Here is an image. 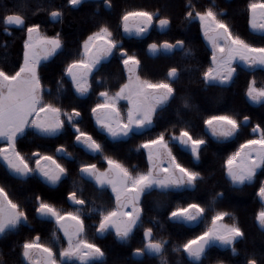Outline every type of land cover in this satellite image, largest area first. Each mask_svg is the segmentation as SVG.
Returning a JSON list of instances; mask_svg holds the SVG:
<instances>
[{"label": "snow or ice", "instance_id": "6c2138e0", "mask_svg": "<svg viewBox=\"0 0 264 264\" xmlns=\"http://www.w3.org/2000/svg\"><path fill=\"white\" fill-rule=\"evenodd\" d=\"M84 0H67L72 8H78ZM107 7L111 8V0H104ZM186 19L189 23L199 22L200 31L205 40L211 46V66L203 72V80L207 85H224L233 79L236 72L234 62L239 60L248 68L255 70L264 69V45L257 46L238 34H234L230 26L221 18L212 7L202 11L195 10L192 0H188ZM250 10H262L264 19V3L250 4ZM53 20L62 17L61 10L50 12ZM158 20V26L164 31L170 26V19L160 18L159 14L148 11H126L120 17L121 35L142 37L152 27L153 20ZM136 21V23H130ZM5 25L26 28L27 39L23 44V62L12 72H6L0 68V162L7 171L20 180H27L30 175L38 174L51 185L58 184L67 174V169L58 163L52 155L33 152L35 167L17 150V144L24 138L29 130L41 137H57L69 128L75 136V143L82 145L87 152L101 160L97 163H80L79 172L82 178L86 177L100 191L111 188L115 197V208L97 209L93 206L90 211L99 213V223L96 227L98 235L114 230L116 238L127 243L134 235V229L143 227L142 196L153 190L161 193L181 192L185 189L194 190L199 180L203 179L199 171L181 164L169 147L163 131L157 133L154 138L144 140L139 148L147 152V170L137 172L129 170L110 155H106L105 145L94 139L92 135L83 131L78 123L81 112L73 108L71 112L62 110L54 103L46 102L45 93L38 67L41 60H47L63 47L60 34L55 37H39L40 25L34 23L27 25L25 17L20 14H8L4 17ZM252 28L264 31V23L257 24L255 17L250 21ZM7 31V29H5ZM100 43H97V42ZM83 55L85 58L73 60L64 69V74L70 78L71 85L75 88L79 97L89 94L90 83L88 77L94 70L102 66L103 61L119 53L117 57L123 65V71L127 73V79L119 86L114 95H109L107 90L99 93L104 100L96 103L91 108L96 124L107 134L112 142L129 139L137 134H143L154 130L158 113L175 99L176 89L174 83L179 74L176 67L170 68L165 80L151 82L141 79L138 74L140 60L135 55H130L113 32L105 24L98 28L83 41ZM174 48H184L183 40L169 43L164 41L162 45L151 43L148 51L155 55L158 51L171 52ZM190 49H185V54H190ZM63 85H61L62 87ZM59 91V89H58ZM247 97L253 103L264 102V88H257L255 80L248 84ZM126 101L121 106L120 101ZM185 107L187 103L185 102ZM250 123L249 117L244 116L243 122L231 115H212L204 121L213 137L231 138L239 134L244 125ZM261 130L257 125L253 132ZM264 133V130H261ZM171 141L187 148L196 163H199L202 146L206 144L203 138H194L188 130L181 129L179 135L171 136ZM246 150V151H245ZM57 153H63L71 158L63 146L56 149ZM106 165V167H105ZM226 174L233 186L251 184L257 172L264 170V134L259 139H248L240 145V149L234 152L225 162ZM222 196L223 193L217 194ZM257 195L264 202V181L261 182ZM38 206L35 212L40 219L54 220L63 231L68 241V247L61 250L59 256L66 260L73 257L79 259L81 264H91L93 260H102L104 252L96 244L83 237L85 231L84 220L81 219V207L86 204L83 198L77 195L75 190L68 193V201L74 207V211L63 212L52 204L44 202L36 197ZM216 196L212 198L209 207L215 205ZM205 207L200 203H188L186 207H177L170 212V220L174 223H192L204 218ZM228 212L219 211L211 218V226L194 239L183 243V251L187 254L191 264H202L208 250L213 246L221 249H231L233 255H237L234 246L244 238L242 229L237 224H224L222 221ZM27 214L20 206L13 202L0 187V237L17 230L22 224H26ZM261 229H264V208L256 216ZM53 238L56 233L53 232ZM166 241L155 239L153 228L143 230L141 247L135 249L137 257L147 255H160ZM180 251V247L174 248ZM39 253V255H37ZM53 249L39 243V237L35 241H26L22 245L21 264H56ZM246 264H257L253 258L246 260Z\"/></svg>", "mask_w": 264, "mask_h": 264}, {"label": "flooded vegetation", "instance_id": "af4514ba", "mask_svg": "<svg viewBox=\"0 0 264 264\" xmlns=\"http://www.w3.org/2000/svg\"><path fill=\"white\" fill-rule=\"evenodd\" d=\"M85 2H91L95 4L98 7V9L103 8L106 9V11H109L110 12L109 22H112L117 25H120V17L123 15L124 12H126L125 0H111V4H112L111 8L105 5L104 0H100V1L84 0V3ZM119 2L121 3V5H119ZM253 3L262 4L264 3V0H192V4L194 5L195 10L202 11L209 7H212L214 11L217 12V14L221 18H223L224 21L230 26L234 34H238L245 40L257 46H260V45H264V31L258 28L254 30L251 26L250 21H252L253 17H255V22L259 24V23H264V19H262L261 9H256L255 13H253L250 10L249 5ZM187 4H188V0H176L171 5H168L166 3L157 0L149 1V2L141 0V2L138 3V7L136 8V10H133V11L143 10L154 14L158 13L160 18L167 17L171 21L170 26L164 31H161L158 26V20L154 19L152 27L149 29L148 33L145 34L144 36L137 37L134 34L132 36L122 35V38L118 39L120 43L123 45V47H124L125 39L135 40L134 41V46L136 49L135 56L140 60L138 74L140 75L141 79L147 80L145 78V75L147 74L148 76H150L151 79L149 81L151 82H159L165 80L170 68L176 67L178 69V67L179 68L183 67L184 64H190L189 62L197 63V57L202 59L199 62L201 70H203L205 65L206 68L204 69V71H206L211 66V46L208 44L207 40H205V38L203 37V34L200 31L198 20L189 23L188 20L186 19ZM1 5L2 4L0 0V15L2 12ZM49 20H50V16H49ZM130 23H136V21H130ZM3 27H4L3 28L4 33L8 35H12L14 30H22L21 28H14V27L8 28L5 26L4 23H3ZM5 29H7V31ZM178 39L184 41V48H180L179 50L174 49L172 52H164L163 50H161L158 51L155 55L151 54L148 51V45L151 43H157L162 45L164 41H168L169 43L174 44ZM185 49H190L191 50L190 54L186 55ZM116 54L119 55V53ZM110 58L108 59V61L110 60ZM108 61L104 62L102 66L106 64ZM102 66H100L98 70H100ZM234 67H236V72L234 73L233 79L230 82L224 85H220L218 83L214 85L206 84V86H212L215 89L217 106H218V110L220 111V114L218 115L234 116V118H236L241 123L243 122L244 116L249 117L250 123L248 125H244L243 129L239 132L238 135L227 139L217 138L221 143L234 145L235 150L233 151V153L239 150L240 145L245 143L246 140L259 139L260 136L264 134L261 131L264 130V102L253 103L251 100L248 99L246 95L248 84L252 80H255V86L257 88H264V69L257 68L255 70H252L239 60L234 62ZM120 68L121 71L124 72L122 64L120 65ZM98 70L93 71V73L88 77L91 87L89 90V94L87 96L78 97L77 99H67V98L56 99L54 100V102L65 103L66 105H68L69 103L71 105L72 104L78 105L80 108H85V110L87 111L86 112L87 117H84L81 110L77 109L78 111L81 112V117L78 118L79 126L83 131H86L87 133L92 135L94 139H96V137H101L103 139L101 143L104 144L106 148L107 135L106 133L102 132V130L99 127H97L96 124L94 123V116L91 113V108L94 107L96 103L103 102L104 98L100 97L99 95L101 91L107 90L109 92V95H111L117 92L119 89L111 92L106 88H101L102 85L101 81L98 78L95 80L93 79L94 73H96ZM124 73L127 77V73L126 72ZM178 74L180 77L179 70H178ZM68 80L70 81V79ZM178 82H179V78L174 83L173 85L174 88H175V84ZM99 87L101 89H99ZM44 89H45V93L49 91L45 87ZM72 89L75 91V88L73 86ZM173 102L174 99L171 101V103L168 106H166L163 110H161L157 116L160 117V114L164 111H166L167 114L174 113L175 108H171L174 104ZM71 111L72 110L67 112H71ZM257 125L261 126V130L253 132V128H255ZM208 132H209V136H211L212 138H216L211 135L210 130H208ZM28 134H30L31 136L29 141L27 140V143L21 146L22 148L17 144V150L20 151V153L25 157V159L31 162V166L33 168L35 167L32 153L39 151L42 154L52 155L53 158L56 159L58 163H61L67 169V174L64 177H62L61 181L56 185H51L45 182L43 178L40 177L38 174H32L27 180L22 181L11 175L7 171L6 166L2 162H0V176H5L4 181L6 183H9L11 181L14 186H18L17 183L19 182L21 187L25 191H28L27 194L29 193L27 197L21 198L20 205L18 204L20 206V209L27 214L28 217L27 223L22 224L17 230L9 232L6 235L10 233H14V234L19 233L23 235H28L31 237L30 241H35V238L38 236L39 243L49 246L53 249V252L55 254L54 259H57L60 264H66L67 262L79 264V259L75 257H73L71 260H66L65 258L59 256L60 251L67 247V239L64 237L63 231L59 229V226L55 223L54 220L39 218L38 214L35 212V208L38 206V201L36 197L39 196L40 198H42L44 202L52 204L54 207H56L59 210H62L63 212H69V211H74V207L71 204V202L68 201L67 199L68 193L70 191L75 190L77 192V195L86 201L85 205L77 206L82 208L80 215H81V219L84 220V225H85V219H87V217H89V219L91 220L88 228L87 226H85L83 237L85 238L84 234L86 230L89 232H96V227L98 226L100 219L99 213L91 212L90 209L93 206H95L97 209H101V208L112 209L115 207V197L112 194V192H110L108 189H105L104 191H100L96 188L94 182H92L86 177L82 178L79 172V165L80 163L91 162V163H97L99 167L101 160L100 158L94 157L91 153L87 152V150L82 145H77L75 143V136L70 128L67 131L60 134L59 136L52 138L41 137L31 130H29ZM152 135L153 133L149 131L143 134H137L136 136H142L144 137L145 140H147L150 137H152ZM173 135L178 136L179 133L170 134L168 136L169 138H166V140H169V147L172 148L173 154L177 157L178 161L181 164L190 168V166L198 165L201 164L202 162L205 163V160L202 157V155L200 156L199 163H196L192 158L190 151L187 148H184L183 146L179 145V143L176 141H171L170 138ZM241 139H244L242 143H240ZM109 140L111 141V139ZM128 140L129 139H124L120 141H128ZM140 144L125 149L126 151L124 156L128 158L129 161L132 162L133 164L132 169L129 168L130 171L134 169L137 172H145L147 170L146 168L147 152L146 150L139 148ZM0 146H3V142H0ZM61 146L64 147L66 152L71 154V158L65 156L63 153L56 152V149ZM202 150H203V146H202ZM125 167L127 166L125 165ZM261 171L262 170L257 172V175L251 184L246 183L245 185H240V186H233L231 184V181L227 177L230 187L236 190L237 192H241L242 187L247 188V189H243V192L245 193L246 191L247 194L251 197V199H254L258 203L257 214L259 213V211L262 210V208H264V202H262L261 198L257 195L259 186L261 182L264 181V176H260ZM200 181L201 180L197 182L194 190L185 189L177 193L185 194L189 199V201H191L190 203L192 202L199 203L204 188V187H198ZM0 187L2 186L0 185ZM15 189L16 188L13 187L14 192ZM153 191L160 192L159 190H153ZM153 191L142 196L141 200H142V208H143V227L134 229V235L127 243L120 242L112 231L106 232L103 236L100 237L106 240V234L112 233L114 237L117 239V241L121 243V245L132 249L130 255L133 259L137 261H147L153 258L165 261L164 253L166 247L171 243L173 248H171L169 252L170 264H191V261L188 259L187 254L183 251L182 248L183 244L182 245L179 244V242H176V240L182 239L183 242L185 243L187 240L194 239L196 236L200 235L204 230H206L208 227L211 226L212 215L208 219L204 213V218L202 220H198L197 222H192V223H174L169 218L168 229L170 228L171 231L169 234H166L163 230H161V228H159V220L157 219V214L155 211L157 210L156 207L157 203H159V196H157ZM5 192L7 193L8 197L12 199L10 193H8L6 189ZM223 197L224 194L222 196L217 195L216 199L221 200ZM238 197L240 198V196ZM203 199H205V196ZM236 199L237 197L233 198L232 200H236ZM13 202L15 201L13 200ZM234 213H236L235 210ZM256 216L254 219L256 225L255 229H257V236L263 240L262 244L264 245V229L260 228L259 223L256 220ZM223 223L226 224L224 220ZM147 227L153 228V236L155 239L166 241V243L164 244V249L160 255L145 254L140 257H135L134 255L135 249L141 247L143 230L144 228ZM53 232L56 233V237L58 239L53 238ZM6 235L0 237V263H2V259H3L2 256L5 254L6 249L9 248L8 246L11 244L8 242L6 243L2 242V240H4V238L6 237ZM239 242L240 240L234 245L237 248V255H233L231 253L230 248L221 249L218 246H213L210 250H208L206 257L203 258L202 264H237L236 262L240 252ZM2 243L7 245L3 246ZM12 244L14 246L13 250L20 249L17 255L20 257L19 259L21 264V261L23 259L22 258L23 242L19 243V247H17L14 243ZM179 246H180V251H175L174 248ZM14 254L16 255V251H14ZM37 255H39V253H37ZM224 255L231 256V260L230 257L227 258V260H223L222 256ZM97 260L92 261L91 264L93 262H96ZM229 260L230 263L228 262ZM24 264H27V262H24Z\"/></svg>", "mask_w": 264, "mask_h": 264}, {"label": "trees", "instance_id": "16d2710c", "mask_svg": "<svg viewBox=\"0 0 264 264\" xmlns=\"http://www.w3.org/2000/svg\"><path fill=\"white\" fill-rule=\"evenodd\" d=\"M144 1L149 2L154 0ZM157 1L171 5L176 0ZM139 2L141 0H125L126 11L136 10ZM1 4L0 68L6 72H12L14 69H17L18 65L23 62V44L27 39L26 28L14 30L12 35L4 33L2 20L6 15L13 13L20 14L25 17L26 24L29 26L38 23L40 25L39 33L44 36L55 37L59 33L63 45L62 51L56 54L50 61L41 64L38 69L43 86L49 90L46 93H50L45 94L44 99L46 102H51L61 107L62 110L70 111L73 108L79 109L83 116L87 117L85 108H80L78 105H71L69 103L66 105L65 103L54 102L56 99H77L79 97L72 89L70 81L66 78L64 69L73 60L82 58L83 41L93 32L98 31L100 26L106 24L116 39L122 38L121 26L109 22L110 12L103 8L98 9L91 2H85L78 8H72L67 4V0H1ZM119 5H121L120 2ZM53 10L62 11V17L58 23H52L49 20L50 12ZM134 41V39H125L124 48L130 55H135L136 49ZM118 56L116 54L111 57L93 75L94 80L98 78L101 81V88H106L111 92L119 89V86L127 79L125 73L121 71ZM201 60L197 57V63L189 62L190 64H184L183 67H178L180 77L179 82L175 84L176 95L174 104L171 107L175 108V112L167 114L164 111L160 114V117L157 116L155 128L150 131L153 133L150 138H154L161 131L165 133V138H169L168 136L170 134H177L181 129H185L194 138L205 139L206 144L203 146L201 152L205 163L202 162L201 164L190 166L193 170L199 171L203 178L198 185V187H204L199 203L202 207L206 208L205 215L208 219L211 215H215L216 212H228L229 215L224 218V222L226 224L235 223L243 229L245 236L239 242L240 252L236 262L237 264H246V260L249 258L255 259L257 264H264L263 240L257 236L254 220L258 211V203L254 199H251L246 191L245 193L243 192V189H247L246 187H242L241 192L232 189L225 173V162L232 155L235 146L221 143L217 138L209 136V129L204 124L206 119L212 115L220 114V111L217 106L215 89L212 86H206L203 80V72L206 65L201 70L199 63ZM145 78L147 80L151 79L147 74ZM61 85L63 86L61 87ZM101 88L99 87V89ZM185 102L187 103V107L184 106ZM30 138V134L26 135L19 140L18 146L25 145ZM96 139L100 142L103 141L101 137H96ZM144 140L142 136H133L128 141L111 142L106 137V155L112 156L114 159H117L132 169V162L124 156L125 149L136 146ZM243 141L244 139H241L240 143ZM260 176H264V170L261 171ZM4 178L5 176H0V185L20 205L21 198L27 197L29 194H27L28 191H25L19 182L17 183L18 186H14L11 181L6 183ZM13 187L16 188L15 192L13 191ZM153 192L159 196V203H157V210H155L157 219L159 220V228L166 234H169L171 231L170 228L168 229L170 212L177 207H185L191 201L183 193L169 192L165 194L158 191ZM219 193H223L224 197L221 200L216 199L215 205L209 207L212 198L214 196L217 197ZM204 196L205 199H203ZM235 197L237 199L232 200ZM234 210L236 213H234ZM90 221L89 217L85 219V226L87 228L90 225ZM84 235L89 242L96 244L104 252L103 259L97 260L92 264H170L169 252L173 248L171 243L166 247L164 253L165 261L156 258L147 261H137L130 255L132 249L121 245L112 233L106 234V240L102 239L96 232L86 230ZM30 239V236L19 233L6 235L2 242L11 244L2 256L3 259L0 264H20V257L17 255L20 249L13 250L14 246L12 243L19 247V243L30 241ZM176 242H179L181 245L184 243L182 239H177ZM3 243V246L7 245ZM14 251H16L17 256L14 254ZM229 257L231 260V256L229 255L222 256L223 260H227ZM230 260L228 261L229 263ZM66 264L74 263L67 262Z\"/></svg>", "mask_w": 264, "mask_h": 264}, {"label": "rangeland", "instance_id": "374dc122", "mask_svg": "<svg viewBox=\"0 0 264 264\" xmlns=\"http://www.w3.org/2000/svg\"><path fill=\"white\" fill-rule=\"evenodd\" d=\"M36 35H38V36L41 37V38L46 37V36H44V35L38 33V34H34V38H35ZM97 43H100V42L98 41ZM62 48H63V47H62ZM62 48L59 49V50H57L56 54H58V53L62 50ZM56 54L52 55V56L49 57L47 60H43V59H42L41 62H40V65L43 64V63H45V62L50 61L52 58H54V56H55ZM82 58H85L84 55H83V50H82ZM82 58H81V59H82ZM106 61H108V60L103 61V63L106 62ZM103 63H102V64H103ZM40 65H39V66H40ZM38 69H39V67H38ZM94 71H95V70H94ZM66 77H67V76H66ZM67 78H68V77H67ZM68 79H70V78H68ZM88 81H89V80H88ZM115 93H116V92H115ZM115 93H113V94H111V95H114ZM111 95H110V96H111ZM119 103H120L121 106L126 105V101H123V100H121ZM94 123L96 124L95 117H94ZM96 126L99 127L97 124H96ZM106 135H107V134H106ZM109 139H110V138H109ZM106 189H108V190L111 192V188H110V187H109V188H106ZM114 208H115V207H114ZM222 223H223V221H222ZM111 231L115 234L114 230H110L109 232H111ZM63 234H64V233H63ZM67 247H68V241H67ZM67 247H66V248H67ZM55 261H56V264H60L59 261H58L57 259H55ZM93 261H94V260H93ZM79 264H81V261H80V260H79Z\"/></svg>", "mask_w": 264, "mask_h": 264}, {"label": "water", "instance_id": "95a60500", "mask_svg": "<svg viewBox=\"0 0 264 264\" xmlns=\"http://www.w3.org/2000/svg\"><path fill=\"white\" fill-rule=\"evenodd\" d=\"M86 1H100V0H86ZM50 21L51 22H53V23H57L58 21H59V19L58 20H53L52 18H51V16H50ZM6 27H8V28H12V27H14V28H20V27H18V26H14V25H5ZM174 49H176V50H179L180 48H174ZM173 49V50H174ZM172 50V51H173ZM171 51V52H172ZM165 52V51H164ZM135 257H137V256H135Z\"/></svg>", "mask_w": 264, "mask_h": 264}]
</instances>
